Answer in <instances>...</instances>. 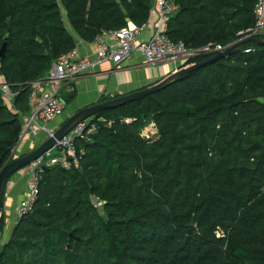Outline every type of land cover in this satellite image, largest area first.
I'll list each match as a JSON object with an SVG mask.
<instances>
[{
  "label": "trees",
  "instance_id": "16d2710c",
  "mask_svg": "<svg viewBox=\"0 0 264 264\" xmlns=\"http://www.w3.org/2000/svg\"><path fill=\"white\" fill-rule=\"evenodd\" d=\"M256 3L175 0L167 36L228 49L254 26ZM151 4L0 0V76L13 93L8 106L0 90V168L15 155L32 83L76 47L73 34L92 42L102 30L141 26ZM94 123L76 142V166L43 168L32 210L0 238V264H264L263 45H244Z\"/></svg>",
  "mask_w": 264,
  "mask_h": 264
},
{
  "label": "built area",
  "instance_id": "2783aa9c",
  "mask_svg": "<svg viewBox=\"0 0 264 264\" xmlns=\"http://www.w3.org/2000/svg\"><path fill=\"white\" fill-rule=\"evenodd\" d=\"M175 9V0H157L152 11L156 16V22L151 34L146 38L142 35L147 29V23L141 26L129 23L127 27L119 30H102L92 42L95 46L92 57L80 56L73 49L54 60L48 74L32 83V93L28 103L30 112L24 119L19 141L26 134L40 133L46 139L53 137L56 130L49 128L48 125L63 113L65 102L60 96L63 83L75 81L103 62H110L116 67L138 53L143 57L144 65L149 67L159 64L181 65L189 58L224 50L219 44L211 43L202 48H186L181 42L175 43L169 39L167 21ZM254 13V26L238 32L242 40L256 37L264 27V0H257ZM0 90L4 99L13 97L6 83H0ZM95 130L94 116L78 121L50 149L24 168L27 175L28 195L15 210L18 217L32 210L43 168L57 164L65 169H69L73 164L76 166V142L88 140ZM144 136L149 138L153 133H145ZM53 148L57 153L52 154ZM13 153L14 149L12 155Z\"/></svg>",
  "mask_w": 264,
  "mask_h": 264
},
{
  "label": "crops",
  "instance_id": "0c3cea01",
  "mask_svg": "<svg viewBox=\"0 0 264 264\" xmlns=\"http://www.w3.org/2000/svg\"><path fill=\"white\" fill-rule=\"evenodd\" d=\"M157 0H152L150 8V17L147 22V29L142 35L143 38L148 37L156 22V16L152 12ZM133 25L132 23H130ZM259 34L264 35V27ZM76 40L74 48L80 56L92 57L95 46L92 42H86L73 34ZM257 38V37H256ZM180 64H159L153 67L144 65L143 57L135 53L130 59L124 61L119 66H114L110 62H103L91 71L78 77L75 81L64 82L62 85L60 96L65 102L63 113L49 123L51 129H59L66 119L71 115L83 109L103 101H108L118 97H122L148 87L164 80L172 73L179 70ZM4 82L0 77V83ZM72 96V97H71ZM71 97L67 103V99ZM62 117V118H61ZM63 118L60 124H58ZM58 119V120H57ZM148 132L156 133V129H149ZM143 135L147 132L142 131ZM46 140L43 134H26L14 148V156L21 157L36 149ZM27 175L25 169H21L13 174L8 180L4 192V227L2 230L3 238H7L10 231L14 227L18 216L16 208L24 201L28 195L26 189Z\"/></svg>",
  "mask_w": 264,
  "mask_h": 264
},
{
  "label": "water",
  "instance_id": "95a60500",
  "mask_svg": "<svg viewBox=\"0 0 264 264\" xmlns=\"http://www.w3.org/2000/svg\"><path fill=\"white\" fill-rule=\"evenodd\" d=\"M9 32L10 31L8 30V33ZM7 36L8 35L6 34L3 37L5 41L7 39ZM249 43H255V44L264 46V38L251 37L249 39L242 40L238 43H235L228 49H225L223 52H220L203 62L177 70L176 72L166 77L164 80L156 83L155 85L151 87H148L146 89H143V90H140V91H137V92H134V93L122 96V97H118V98L111 99L108 101H103L98 104L80 109L79 111H77L76 113H74L68 119L65 120L63 125L55 131L53 137L47 138L43 143H41L36 149L31 151L30 153L23 155L21 157H13L10 161L4 164L0 168V238L2 236L1 222L4 217V192H5V187H6L8 180L17 171L25 168L29 163H31L33 160H35L40 155H42L45 151L50 149L57 140L62 138L65 134H67L71 130V128L74 126L75 123H77L80 120L95 116L101 111L124 105L127 102L133 101L135 99H138L146 95H149L151 93H154L156 91H159L163 89L164 87L170 85L171 83L175 81H179L187 77V75L190 72L198 69L199 67H202L220 57H224L228 55L229 53ZM5 48H6V43H4L0 49V57L4 55ZM69 235L70 237H72V233H70Z\"/></svg>",
  "mask_w": 264,
  "mask_h": 264
},
{
  "label": "rangeland",
  "instance_id": "374dc122",
  "mask_svg": "<svg viewBox=\"0 0 264 264\" xmlns=\"http://www.w3.org/2000/svg\"><path fill=\"white\" fill-rule=\"evenodd\" d=\"M61 9H63V8H61ZM63 12V16L65 17V12H64V10L62 11ZM1 77V76H0ZM3 83V82H2ZM5 101H6V103L8 104V106H10L11 105V99L10 98H7V99H5ZM62 118V117H61ZM58 119H60L59 117H58ZM57 119V120H58ZM65 120V118H63L58 124H60L62 121H64ZM153 129V125L150 123V124H148L145 128H144V132H147V134H149V129ZM15 151V150H14ZM55 153H57V150L55 149V148H53L52 149V154H55ZM13 155H14V153H13ZM12 155V156H13ZM13 157H15V156H13ZM24 169V168H23Z\"/></svg>",
  "mask_w": 264,
  "mask_h": 264
}]
</instances>
